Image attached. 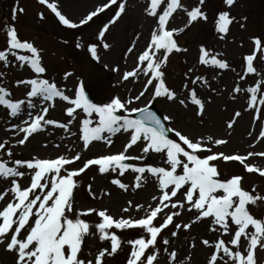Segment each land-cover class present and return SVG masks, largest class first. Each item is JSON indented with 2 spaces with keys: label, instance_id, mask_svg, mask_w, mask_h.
I'll list each match as a JSON object with an SVG mask.
<instances>
[{
  "label": "snow or ice",
  "instance_id": "obj_1",
  "mask_svg": "<svg viewBox=\"0 0 264 264\" xmlns=\"http://www.w3.org/2000/svg\"><path fill=\"white\" fill-rule=\"evenodd\" d=\"M38 3L46 6L68 29L89 25L106 10L112 13L99 28L96 42L75 44L78 49L86 48L91 60L96 63L102 61L101 50L106 52L112 48L106 34L129 10V0H101L99 5L75 22L62 11L59 0H38ZM237 3L238 0H222L224 8L217 9L211 20L220 40L226 39L233 23H238L242 30L246 27L247 16L237 20L229 11ZM208 7L209 0H197L191 9L182 0H145L142 12L146 18L153 19L154 25L144 48L135 53L133 67L121 72L119 66L102 64L103 68L120 75L118 84L129 80L135 83L143 77V87L135 95H111L96 102L90 99L85 81L80 76L75 77L77 83L71 89L62 88L54 78H45L47 68L42 63V50L34 43L22 40L17 28L7 25L3 28L5 43L0 47L3 69L27 66L35 74L32 78L15 81L16 87L24 86L26 89L23 99L13 98L9 89L0 86V106L5 109L7 117L20 120L19 123H11L6 119L9 127L5 131H11L13 137H18L15 143L10 145L7 139L0 142V179L8 185L0 190V201H6L0 207V246L6 253L12 254L13 264H107L108 258L118 255L122 244L112 229H138L143 233L127 241L131 251L126 254L125 264H160L161 257L166 264H191V252L180 259L179 251L171 245L184 233L186 247L195 249V236L190 242L188 236L194 225L205 221L206 231L216 236L213 240L202 237L199 241L200 245L210 250L205 255V264H264L258 256L260 251H264V192L258 191L255 185L245 188L243 175L225 177L217 163L239 162L246 173L264 178V167L247 163L250 158H264V151H249L245 155L214 152L213 146L220 147L229 141L212 135L194 138L180 129L166 127L163 121L171 123L172 118L168 115L161 118L149 108L158 98L178 102L185 109L191 105L199 123H204L207 106L212 101L210 97L201 96L195 86L199 84L213 93L218 90L211 86L205 75L197 74V67L194 66L185 72L186 83L182 86L183 91L178 93L167 85L165 69L173 54L188 51L179 44L177 37L194 24L210 22ZM23 11L19 0H16L11 19L15 21L17 14ZM180 13L186 15L187 22L180 27H169ZM41 19H44L43 14ZM136 40L126 49L125 60L128 54L134 53ZM251 40L253 48L242 57L239 81L247 83L249 75L259 78L247 88H242L238 81L230 95L235 99L233 94L245 92V110L252 109L253 120L258 121L264 118V38L254 36ZM198 50V66L219 70L214 71L213 81L218 80L222 71H235L230 68L224 53L204 44ZM6 74V71H0V80ZM73 76V72L65 71L63 80ZM69 92L71 95L67 94ZM146 93H150V99L145 106L130 107L141 101ZM56 100L66 105L63 109L68 118L66 122L47 118L49 110L55 108ZM25 111L26 118L20 119ZM133 114L137 115L133 117ZM81 115L82 118L78 119ZM240 116L241 112L235 111L233 118L226 122V128L232 129ZM74 122H78L82 151H87L94 142H103L110 147L113 144L111 137L118 133H127L128 140L120 152L87 159H82L81 152L57 155L55 158L32 156L21 159L12 150L16 146H25L34 134L45 131L46 126L62 129L75 137L77 132L71 131ZM169 133H174L175 138H171ZM256 139L264 140V126ZM137 144L142 145V155H128ZM254 147V144L249 145V148ZM152 154L161 158L162 165L144 163L137 166L129 163L146 161ZM78 161L81 166L71 167ZM92 167H96L101 175L117 173L123 176L130 170L136 174L131 185L133 189L143 186L147 173L157 181L159 194L153 195L152 203L146 207L135 205L136 211L144 213L139 218H117L107 207L81 206L76 197L80 188L77 178L86 175ZM26 175L29 183L25 186L21 181ZM110 183L124 191L129 188L118 178L111 179ZM86 191L93 200L111 195L107 190L97 194L91 183L87 184ZM132 207V201H128L121 212L128 213ZM185 211L193 213L192 217L187 222H177ZM93 215L97 217V222L91 221ZM169 229L170 234L164 236L165 230ZM93 237L109 244L85 256L86 239Z\"/></svg>",
  "mask_w": 264,
  "mask_h": 264
},
{
  "label": "rangeland",
  "instance_id": "obj_2",
  "mask_svg": "<svg viewBox=\"0 0 264 264\" xmlns=\"http://www.w3.org/2000/svg\"><path fill=\"white\" fill-rule=\"evenodd\" d=\"M15 3L16 0H3L0 4V47L5 43L3 28L6 25L17 28L22 40L34 43L38 49L42 50V63L47 68V72L44 74L45 78H54L62 88L71 89L77 83L75 77L80 76L85 81L86 90L94 102L106 100L111 95L118 94L122 97L135 95L142 89L143 77L135 83L129 80L123 84H118L117 81L120 80V75L103 68L102 64L108 63L111 66H119L121 72L130 70L133 67L136 59L135 53L144 48L150 34V29L154 25L153 19L146 18L142 12L145 0H129L127 15L123 16L115 26L111 27L110 33L106 34L107 42L112 45V48L106 52L100 51L102 56L101 63L92 61L86 48L78 49L75 47V44L79 42L82 45H87L96 42L98 30L108 20L112 14L111 12L106 10L105 14H101L99 18H94V22L81 26L79 29H68L58 22L57 18L46 6L39 4L38 0H19V6L24 11L18 13L17 19L13 21L11 15ZM59 3L61 4L62 11L75 22H78L83 15L99 5L101 0H59ZM182 3L191 9V7L196 5L197 0H182ZM222 8H224L222 0H209L208 11L210 22L208 24H194L181 36L177 37L179 44L186 47L188 51L173 54L165 69L167 85L178 93L183 91L182 86L186 83L185 72L188 68L194 66L197 67V74L205 75L209 79L211 86L218 90L216 93H213L199 84L195 86L201 96L210 97L212 101L207 106L204 123H199L198 118L193 114L191 105H189V109H185L178 102H171L164 98H158L150 105L155 106L162 116L168 115L172 118L171 123L165 121L167 127L180 129L194 138L212 135L215 138H224L229 141L226 145L220 147L213 146L212 150L214 152L241 155H245L249 151L262 152L264 151V140L258 141L256 137L261 127L264 126V118L254 121L252 109L245 110L247 107V95L245 92L233 94L235 95V99L230 94L232 93V88L239 81L238 74H242V57L253 48L251 37L258 36L264 38V0H238V3L229 11L236 16L237 20H240L241 16H247L246 27L242 30L238 23H233L225 40L218 39L211 24L216 10ZM41 14H43L44 19H41ZM186 22V15L180 13L170 22L169 27H180ZM137 35H139L138 40H136ZM78 37L80 38L79 40H77ZM134 40H136L134 53L128 54L127 60H125L126 49L131 46V42ZM201 44L209 46L217 52L224 53V58L229 62L230 68L235 69V71H222L218 80L213 81L211 77L214 71L219 70L197 65L198 49ZM13 63L16 62L13 61ZM0 71H6L7 73L0 80V86L9 89L12 92L13 98H25L26 89L24 86L16 87L15 81L17 79L32 78L35 74L27 66L24 68H20L19 66L10 67L4 70L2 63H0ZM65 71L73 72L74 76L70 77L67 81L63 80V73ZM258 78L257 76L249 75L246 78L247 83L243 81H239V83L242 88H247ZM67 94L71 95L70 92ZM183 94L186 95V92ZM149 99L150 93H146L141 101L136 102L130 107H143L148 103ZM65 107L66 105L63 102L56 100L55 108L49 110L47 118L66 122L68 118L63 111ZM235 111H240L241 116L236 119L232 129H227L226 122L233 118ZM24 118H26V111L20 117V119ZM80 118H82V115L78 117V119ZM6 119L11 123L20 122L16 118L7 117L5 109L0 106V142L7 139L11 145L15 143V139L18 137H13L11 131H5L9 127ZM71 131L77 132V136L73 137L62 129L46 126L45 131L34 134L25 146H16L12 150L21 159H29L32 156L55 158L57 155H74L76 152H81L82 159H87L102 154L120 152L128 140L127 133H118L111 137L113 144L110 147H106L103 142H94L87 151H82V141L78 139V122L73 123ZM249 133L252 134L249 135ZM170 137L175 138L174 133H170ZM250 144H254L255 147L249 148ZM55 145H59V147H55ZM141 148L142 145L137 144L129 150L128 155H142ZM4 158L7 159L6 156ZM129 163H134L137 166H142L144 163L162 165L161 158L156 154H152L146 161H131ZM217 163L219 170L225 177H230L233 174L243 175L245 177V188L255 185L258 191L264 192V178H261L258 174L246 173L243 165L239 162L218 161ZM247 163L264 167V158H250ZM79 166L81 164L78 161L71 167L76 168ZM135 175L130 170L123 176H118L117 173L101 175L98 173L96 167H92L87 170L86 175L82 174L80 178H77L80 184L79 191L76 193L77 201L81 206L107 207L110 213L117 218L120 216L139 218L144 213L142 210L136 211L135 205L143 204L146 207L149 203H152L151 197L159 193L157 181L147 173H145L147 180L143 182V186L140 189H133L131 185L135 182ZM113 178H118L123 183L129 185L128 190L124 191L112 185L110 181ZM21 182L26 186L29 183V177L26 175ZM89 183L92 184L97 194H102L103 190H107L111 195L93 200L86 191V186ZM7 186V182L0 179V190H3ZM128 201H132L133 207L128 213H122L121 209L127 206ZM5 203L6 201H0V207H3ZM192 215L193 213L185 211L177 222H187ZM91 221L97 222V217L93 215ZM206 228L207 221L194 225L191 229L188 241L190 242L191 237L195 236L197 244L195 249L186 247L184 233H181L180 238L174 241L171 247L179 251L180 259L188 252H191V264H205V255L210 250L200 245L199 241L202 237L210 240L216 238L215 234L208 233ZM170 230H165L163 235L168 236ZM111 231L120 237L122 244L118 255L114 258H108L107 264H125L126 254L131 251V246L127 244V241L135 239L143 233L138 229H112ZM224 238L228 239V237ZM108 244L109 242H101L95 237L87 238L84 255L87 256L89 252L95 253L98 248L105 247ZM258 256L261 261H264V251H260ZM0 264H13L12 254L6 253L3 246H0ZM160 264H166L163 257H161Z\"/></svg>",
  "mask_w": 264,
  "mask_h": 264
},
{
  "label": "water",
  "instance_id": "obj_3",
  "mask_svg": "<svg viewBox=\"0 0 264 264\" xmlns=\"http://www.w3.org/2000/svg\"><path fill=\"white\" fill-rule=\"evenodd\" d=\"M0 1H1V0H0ZM150 110L153 111V112H155V113L159 116V114H158L157 111L154 109V107H150Z\"/></svg>",
  "mask_w": 264,
  "mask_h": 264
}]
</instances>
